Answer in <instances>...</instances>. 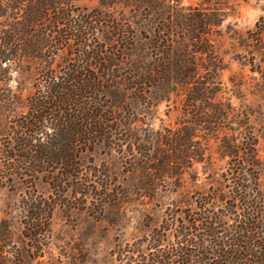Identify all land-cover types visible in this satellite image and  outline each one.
<instances>
[{
	"label": "trees",
	"instance_id": "trees-1",
	"mask_svg": "<svg viewBox=\"0 0 264 264\" xmlns=\"http://www.w3.org/2000/svg\"><path fill=\"white\" fill-rule=\"evenodd\" d=\"M76 1L0 0V188L19 198L18 221L0 219V264L42 257L57 209L89 220L65 264H264L253 111L219 96L227 0ZM262 32L264 15L242 43L259 52ZM13 73L33 76L25 97ZM162 104L179 117L154 129ZM129 212L139 234L98 252L93 237Z\"/></svg>",
	"mask_w": 264,
	"mask_h": 264
},
{
	"label": "rangeland",
	"instance_id": "rangeland-1",
	"mask_svg": "<svg viewBox=\"0 0 264 264\" xmlns=\"http://www.w3.org/2000/svg\"><path fill=\"white\" fill-rule=\"evenodd\" d=\"M181 6H195L200 0H179ZM228 18L220 28V35L214 36V45L218 55L223 59V69L218 73L220 83V94L222 100L228 99L233 107L249 106L253 111L252 120H254L255 129L258 133L259 157L264 160V94L256 93V88L261 87L264 90V75L257 72H251V62L259 66V70L264 73V32L260 34V51L256 52L253 45L242 43L247 37V32L253 31L256 22L264 15V0H227L226 1ZM98 5V0H77L75 6L78 8L92 9ZM56 61H59L58 59ZM244 64V65H243ZM32 75H25L22 80L17 75L12 74L10 87L15 90L16 87H23L22 97H25L32 91ZM18 82L22 83L18 86ZM255 93V95H253ZM258 94V95H256ZM261 98H260V97ZM263 98V99H262ZM178 106V104H177ZM179 117L176 107L168 109L165 104L159 106L151 119V125L154 129L160 126L174 127V123ZM211 152H213L212 144ZM125 171L124 168H122ZM200 167L198 166V172ZM175 197L165 198L161 204H167ZM19 198L17 194H11L7 189L0 188V219L6 217L18 221L17 205ZM79 208V207H78ZM141 209V206L136 207ZM147 211L154 222H159L162 218L164 207L160 203H152L146 206ZM68 216V217H67ZM132 213H128V221L125 229L108 228L107 231H101L98 236H94L97 241L98 252H107L112 246L114 238L117 235L122 239L129 241L132 236L138 235L139 227L136 218H130ZM88 218L84 213L76 211L69 215L64 209H57L52 218L53 239L49 247L43 249L42 257L37 258L32 264H65L64 257L61 254H72L71 248L79 243L85 231ZM102 250V251H101Z\"/></svg>",
	"mask_w": 264,
	"mask_h": 264
}]
</instances>
